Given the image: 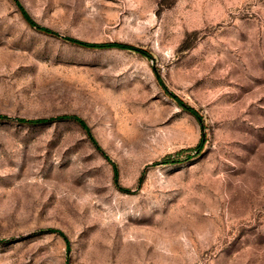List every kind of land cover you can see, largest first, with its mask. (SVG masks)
<instances>
[{
	"label": "rangeland",
	"instance_id": "obj_1",
	"mask_svg": "<svg viewBox=\"0 0 264 264\" xmlns=\"http://www.w3.org/2000/svg\"><path fill=\"white\" fill-rule=\"evenodd\" d=\"M0 264H264V0H0Z\"/></svg>",
	"mask_w": 264,
	"mask_h": 264
},
{
	"label": "trees",
	"instance_id": "obj_2",
	"mask_svg": "<svg viewBox=\"0 0 264 264\" xmlns=\"http://www.w3.org/2000/svg\"><path fill=\"white\" fill-rule=\"evenodd\" d=\"M172 1V0H171ZM20 12H21V16L23 17L24 21L31 27H34L35 29L45 33V34H49V35H55V33L46 28V27H41L36 25V23H34V21L29 17V15L22 9L20 8ZM64 40L66 42H69L71 44L77 45L79 47L82 48H87V49H109V48H116V49H121V50H129V51H133L135 53H137L138 55L142 56V57H150V53H148L147 51H144L142 49L136 48L134 46L125 44V43H88V42H83V41H79L77 39H73V38H67L65 37ZM183 48H181L182 50ZM189 113L194 114V111L192 109H188L187 107L185 108ZM58 120H69V121H73L76 124H78L81 128L83 129H87L85 123L78 117L76 116H62V117H58ZM53 121V119H37V120H28V121H23L25 123L28 124H45L48 122Z\"/></svg>",
	"mask_w": 264,
	"mask_h": 264
}]
</instances>
